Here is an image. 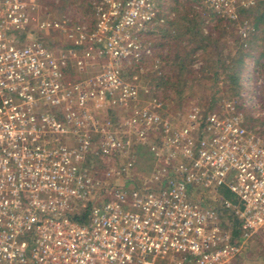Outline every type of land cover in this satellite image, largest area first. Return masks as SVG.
I'll list each match as a JSON object with an SVG mask.
<instances>
[{
	"label": "built area",
	"instance_id": "built-area-1",
	"mask_svg": "<svg viewBox=\"0 0 264 264\" xmlns=\"http://www.w3.org/2000/svg\"><path fill=\"white\" fill-rule=\"evenodd\" d=\"M160 3L86 0L83 20L0 0V264H231L264 226V128L146 82Z\"/></svg>",
	"mask_w": 264,
	"mask_h": 264
},
{
	"label": "rangeland",
	"instance_id": "rangeland-1",
	"mask_svg": "<svg viewBox=\"0 0 264 264\" xmlns=\"http://www.w3.org/2000/svg\"><path fill=\"white\" fill-rule=\"evenodd\" d=\"M38 1L43 10L53 17L69 14L79 19H87L86 0ZM160 11L164 17V23L158 28L159 32L153 38L162 64L168 63L165 70L171 75V82L174 83L167 86V95L170 97H166L165 102L169 104L170 109L198 103L211 110L217 108L221 101L235 99L245 122L246 117L250 118L248 125L258 127L259 131L263 132L264 57L259 58L260 49L256 45L257 41L250 39L244 48L246 55L243 58L244 65L239 82L241 87L238 89L239 97L236 98L235 90L231 89L232 86L226 80L222 67H217L215 58L220 50H231L230 43L237 36L232 33V30L230 31V28L222 32L223 21L219 19V15L206 9L203 0H161ZM191 19H197L200 22L198 29L203 37L207 35L218 37L216 50L207 39L201 38L200 33L194 34L189 31ZM242 22L240 24L237 20L229 25L233 26V31L237 32H241L242 29L245 32L252 30L249 19L244 18ZM44 40L50 46L61 43L58 34L54 33L45 37ZM169 61L174 64H170ZM188 69H192L194 74L188 72ZM148 80L147 75V83ZM173 89H179L181 96L177 98ZM173 97L175 98L172 100ZM139 162L137 167L140 166V171L146 170L147 162ZM224 223L228 227V221L224 220ZM231 264H264V226L250 237L247 248Z\"/></svg>",
	"mask_w": 264,
	"mask_h": 264
},
{
	"label": "trees",
	"instance_id": "trees-1",
	"mask_svg": "<svg viewBox=\"0 0 264 264\" xmlns=\"http://www.w3.org/2000/svg\"><path fill=\"white\" fill-rule=\"evenodd\" d=\"M215 14V13H214ZM219 15V14H217ZM219 19L223 21L222 25V32L228 31L230 28V31L232 30V33H234L237 37H234L233 41L230 43L232 46L231 50L223 51L220 50L217 54V57L215 58V62L217 64V67H222L224 70L225 78L226 80L231 84L232 88L235 91V97L238 98V89H240V78L243 70V58L246 55L244 48L247 46V41L250 39H253L254 41H257V47L260 49L259 52V58L264 57V0H258L254 5L248 6V7H241L238 10V17L237 19H229L228 17L219 15ZM244 18L249 19L251 22L252 30H247L244 34L241 32L233 31V26L230 27L232 22L239 20L240 24L243 23L242 20ZM191 27L189 28V31L194 32V34L200 33L201 31L198 29L199 21L197 19H191ZM233 35V34H232ZM245 35V36H243ZM202 36V35H201ZM203 39H207L208 43L213 45L214 50L218 48V37L214 38L211 35H207L206 37H201ZM156 48V47H155ZM156 59H159L161 61L160 53L157 52V49H154L153 54L149 56L146 60L145 65L148 67V85L152 86V93H155L156 95L160 93V97L165 101L166 97H170L167 95V89L168 84H174L172 81L171 75L167 73L166 66L168 67V63L162 64L161 61V67L158 69H155L153 64ZM178 59H180L178 57ZM177 61H180L178 60ZM170 64H174V62L169 61ZM169 64V65H170ZM182 67V66H181ZM185 68V67H182ZM160 70V73L157 74V71ZM187 70V69H186ZM188 72L191 74H194V71L192 69H188ZM178 80V79H177ZM174 94L176 97L181 96V91L179 89H173ZM175 97L172 98V100ZM198 104V103H197ZM200 105V104H199ZM181 108V107H180ZM207 108V107H205ZM207 110H210V108H207ZM254 119V118H253ZM256 119V118H255ZM250 118L246 117L247 125L250 124ZM264 122V121H262ZM259 123V122H257ZM250 126V125H249ZM264 127V126H263ZM220 193L222 196L228 200L235 201L236 197L227 189L221 188ZM228 223L230 221V217L228 214H225ZM79 221H83V218H79ZM226 226V224H224Z\"/></svg>",
	"mask_w": 264,
	"mask_h": 264
}]
</instances>
